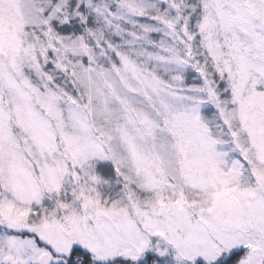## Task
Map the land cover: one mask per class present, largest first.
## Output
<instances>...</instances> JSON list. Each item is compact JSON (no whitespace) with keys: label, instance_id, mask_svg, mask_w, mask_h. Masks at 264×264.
<instances>
[{"label":"snow or ice","instance_id":"1","mask_svg":"<svg viewBox=\"0 0 264 264\" xmlns=\"http://www.w3.org/2000/svg\"><path fill=\"white\" fill-rule=\"evenodd\" d=\"M0 264H264V0H0Z\"/></svg>","mask_w":264,"mask_h":264}]
</instances>
